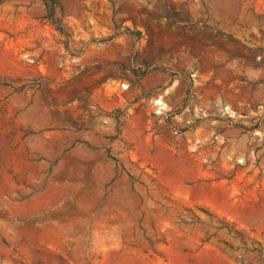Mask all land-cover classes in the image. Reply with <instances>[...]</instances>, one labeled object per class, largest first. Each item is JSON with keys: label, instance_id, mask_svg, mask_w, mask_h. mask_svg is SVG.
Masks as SVG:
<instances>
[{"label": "rangeland", "instance_id": "obj_1", "mask_svg": "<svg viewBox=\"0 0 264 264\" xmlns=\"http://www.w3.org/2000/svg\"><path fill=\"white\" fill-rule=\"evenodd\" d=\"M0 264H264V0H0Z\"/></svg>", "mask_w": 264, "mask_h": 264}]
</instances>
